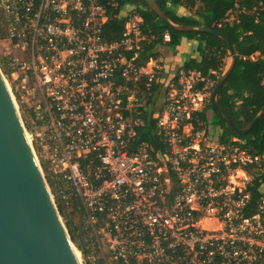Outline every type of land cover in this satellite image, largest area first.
<instances>
[{"label": "built area", "instance_id": "2783aa9c", "mask_svg": "<svg viewBox=\"0 0 264 264\" xmlns=\"http://www.w3.org/2000/svg\"><path fill=\"white\" fill-rule=\"evenodd\" d=\"M107 18L103 0H0L1 73L55 207L76 219L78 256L264 264V153L192 133L219 76L180 71L148 115L156 72L136 62L143 20L129 15L107 42ZM144 116L157 147L139 140Z\"/></svg>", "mask_w": 264, "mask_h": 264}, {"label": "trees", "instance_id": "16d2710c", "mask_svg": "<svg viewBox=\"0 0 264 264\" xmlns=\"http://www.w3.org/2000/svg\"><path fill=\"white\" fill-rule=\"evenodd\" d=\"M103 1L108 18L103 24L102 34L107 42L122 37L127 21L122 10L127 4L131 6L129 14L135 13L142 18L141 31L147 39L137 53L138 65H144L150 58H158L160 45L175 50L181 39L186 38L197 41L196 51L200 59L190 57L185 60L181 67L184 72L195 71L200 77H213V72H221L227 49L219 36L204 31L175 30L151 11L144 0ZM153 1L173 24L206 26L226 36L235 53V64L220 87L216 101L236 127L244 128L264 105V0ZM178 6H184L193 12L188 16L178 15ZM230 14L234 15L232 20L229 19ZM164 32L170 35L168 42L162 40ZM4 37L5 29L0 21V39ZM154 88L155 85L152 89ZM207 110L211 111L208 123L219 128L218 143H243V147L254 153H264V114L247 133L239 134L213 108L210 101L205 109L193 113V128H198V122L207 123ZM143 118L144 126L138 129L139 140L153 143L157 147L155 119L151 116ZM70 213L68 212L69 215ZM66 225L74 239L70 218L66 220Z\"/></svg>", "mask_w": 264, "mask_h": 264}, {"label": "water", "instance_id": "95a60500", "mask_svg": "<svg viewBox=\"0 0 264 264\" xmlns=\"http://www.w3.org/2000/svg\"><path fill=\"white\" fill-rule=\"evenodd\" d=\"M144 1L151 11L175 30L204 31L223 40L231 62L213 89L211 103L237 133H247L264 114V105L244 128H238L216 101L220 87L235 64V53L226 36L206 26L173 24L153 0ZM0 264H82L51 199L1 70Z\"/></svg>", "mask_w": 264, "mask_h": 264}, {"label": "crops", "instance_id": "0c3cea01", "mask_svg": "<svg viewBox=\"0 0 264 264\" xmlns=\"http://www.w3.org/2000/svg\"><path fill=\"white\" fill-rule=\"evenodd\" d=\"M129 8V9H128ZM131 9V6L126 5L124 9L122 10L123 13L128 17L129 12ZM193 10H190L184 6H178L176 8V13L178 15L182 16H188L191 15ZM135 14V13H132ZM234 18V15L232 14L229 15V19L232 20ZM164 42V41H163ZM196 45L197 41L195 40H189L186 38H182L180 44L176 47L175 50L170 49L166 45H160L158 47V52L159 56L156 59H149L147 61V70L149 67H153L155 72H156V81L153 82V85H155L154 90L152 89V94L147 98V111L149 112L148 115H151V113H154L157 108L159 107L161 100L165 96L168 86L167 84L172 81L176 80L178 78V73L180 71L184 72L181 67L182 64L185 60L189 59L190 57L195 58L197 60L200 59L199 53L196 51ZM166 46V47H165ZM224 66L221 70V72H213V77L215 78L216 75L220 77V75L229 67L231 58L227 53V56L224 59ZM145 65V64H144ZM188 72H195V71H188ZM184 72V73H188ZM209 77V76H208ZM218 77V79H219ZM217 79V81H218ZM202 83H199L198 85L200 86ZM213 92V91H212ZM211 101V100H210ZM206 106L203 108L205 109ZM202 109V110H203ZM201 110V111H202ZM200 112V111H198ZM206 117H207V124L208 126L212 129V134L215 132L217 127H213L211 124H209V120L211 118V111L207 110L206 111ZM214 142V141H213ZM217 142V141H216Z\"/></svg>", "mask_w": 264, "mask_h": 264}, {"label": "rangeland", "instance_id": "374dc122", "mask_svg": "<svg viewBox=\"0 0 264 264\" xmlns=\"http://www.w3.org/2000/svg\"><path fill=\"white\" fill-rule=\"evenodd\" d=\"M3 53H4V50L1 47V39H0V70L2 72L5 71V67L3 65L4 64V55H3ZM192 133H195V134L197 133L199 135V137L195 138L196 140L200 139L202 141L205 140L207 142H213V141L216 142L217 141V136H218V133H219V128H217L215 130V132H213V134H212V129L208 126L207 123L198 122V128H196V129L193 128ZM60 216H61V219H62L67 231L69 232V235L71 236L70 231H69V227L66 225V220L68 218H70L71 224H72L71 227L74 230V224H75L76 219L74 218L72 213H70V215H69L68 212L64 213V212L61 211ZM77 241L78 240L75 237L74 240H73V243H74L76 248L79 245ZM79 258H80V261H81L82 264H87V261L84 258H82V256H80Z\"/></svg>", "mask_w": 264, "mask_h": 264}, {"label": "bare ground", "instance_id": "6f19581e", "mask_svg": "<svg viewBox=\"0 0 264 264\" xmlns=\"http://www.w3.org/2000/svg\"><path fill=\"white\" fill-rule=\"evenodd\" d=\"M127 5H128V4H127ZM128 9H129V8H128ZM131 11H132V10H131ZM127 13H128V12H127ZM161 46H162V45H161ZM161 46H160V47H161ZM165 47H166V46H165Z\"/></svg>", "mask_w": 264, "mask_h": 264}]
</instances>
